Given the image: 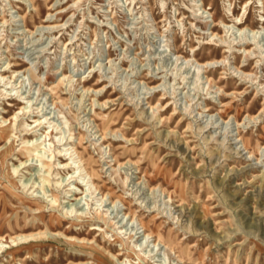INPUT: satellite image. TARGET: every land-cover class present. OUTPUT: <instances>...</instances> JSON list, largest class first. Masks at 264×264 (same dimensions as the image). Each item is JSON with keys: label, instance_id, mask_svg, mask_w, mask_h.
<instances>
[{"label": "rangeland", "instance_id": "obj_1", "mask_svg": "<svg viewBox=\"0 0 264 264\" xmlns=\"http://www.w3.org/2000/svg\"><path fill=\"white\" fill-rule=\"evenodd\" d=\"M0 74V264H264V0H0Z\"/></svg>", "mask_w": 264, "mask_h": 264}, {"label": "bare ground", "instance_id": "obj_2", "mask_svg": "<svg viewBox=\"0 0 264 264\" xmlns=\"http://www.w3.org/2000/svg\"><path fill=\"white\" fill-rule=\"evenodd\" d=\"M263 20V19H262ZM49 28V27H48ZM206 65V63L204 64V66ZM203 66V67H204ZM1 76V74H0ZM3 79V78H2ZM25 107L23 108H20L21 111H24ZM17 115H15V118H16ZM1 120H2V123L4 122H7L8 120L10 119H4L3 117H1ZM34 122H39L37 126H39L41 124V121H34ZM8 136V132L6 129H4L3 127H0V142L5 139L6 137ZM104 138V137H103ZM242 146L244 147V149H248V145H247V142L245 141V139H243L242 137L238 139ZM28 142V141H27ZM29 143V142H28ZM25 151L27 153H32L33 151L35 150H32L30 149V147L27 145L25 147ZM75 151V154L77 156V159L79 160V162L82 164L81 167H83V169L86 171V176L89 178L90 180V183L91 185L95 188V190H98V185L95 184V180H98V176L97 174L91 169V160L90 159H85L83 153L81 152H78L77 149L75 148L74 149ZM52 155V158L54 157L53 154ZM61 159L65 160L64 163L61 162V166L62 168H71V163L68 162V160L70 158H67L65 155H61L59 156ZM51 162V161H50ZM50 162H46L45 163V166L51 170L52 168V164ZM24 162L21 163V165H23ZM60 166V167H61ZM78 169V168H77ZM50 170L48 171V173H50ZM74 170V169H73ZM74 173V172H73ZM45 179V178H44ZM70 186V184H69ZM81 187V186H80ZM43 189V188H42ZM82 192V191H81ZM73 193V191H72ZM84 193V192H83ZM52 196V195H51ZM102 198L104 197H109V199H113L112 195L107 193V194H104L103 196H101ZM53 198V197H52ZM80 198H83V197H80ZM110 199V201H111ZM80 200V199H79ZM103 200V199H102ZM58 202L57 200V197H54L51 201V205L52 206H56V203ZM112 202V201H111ZM115 204V202H112ZM41 209L42 207L38 206L37 208H35L34 210H40L41 212ZM131 212H127L126 214L129 215V217H131ZM42 213L39 214L40 217ZM96 217H97V220L100 221V222H106L107 221V218H106V214H102L101 212L97 211L96 213ZM137 221L139 222L141 228L143 229V233H145L144 235L146 237H154V239L156 240L157 243H161L162 242V237H161V234L158 233V227H156V230L153 232L152 230H150L149 228V225L144 222L142 219H138L136 218ZM34 220L32 221V224L33 226L36 227V225L34 224ZM107 225H109L110 227L111 226H114L115 224H113V222H109V223H106ZM8 225L10 226V221H8ZM58 225H60V222L58 223ZM51 227H56L54 225H52ZM49 226H46V230L44 231H41V230H38L36 232H30V233H16V231L12 232V234H7V235H1L0 236V251L1 250H4V242L5 240L8 238L10 240V242L18 247L19 244H32L34 242H37L38 240H41V239H44V238H47V235H48V232L47 230H49ZM20 230V229H18ZM13 231V230H12ZM95 231H101V226H97V225H93L92 228H91V232L94 233ZM68 233V234H67ZM156 233V235L153 236V234ZM50 236L52 237H58L60 235H63L64 236V239L66 241V243H68L70 246H77V247H80V248H83V249H91L92 251L94 252H101V253H104L106 254L108 257H110V259L112 260H116V261H119L120 260V257L123 256V253H121L120 251L117 253V254H113L111 253V250L112 248L110 247L109 250L107 249H104L103 247H101L99 244H96L97 240H95L94 242H92V240H89V238H86V237H81V234H84L83 232L79 231V232H74L70 229H66L64 232H60V231H54L52 233H49ZM88 234V233H87ZM143 235V236H144ZM130 239H132L130 237ZM145 240H147V238H145ZM156 243V244H157ZM157 246V245H156ZM131 252L128 253V257H131V255H137L138 259H139V262L138 264H141L142 261L146 260V258L141 255L140 253H138V251L136 249H134L132 247V249L130 250ZM20 252L19 250H16V255H14V257H20ZM33 254V249L31 247H28L27 249V255H32ZM95 257H97L95 255ZM85 258V257H84ZM78 259H81V257H78ZM21 261L22 264H28V261L26 260H23V259H19ZM47 263H62L61 260L59 259H47L46 260ZM38 264H41L40 262ZM68 264H92L90 263L89 261H83V260H80V261H77V262H69ZM119 264H123V263H119ZM135 264V263H134Z\"/></svg>", "mask_w": 264, "mask_h": 264}]
</instances>
